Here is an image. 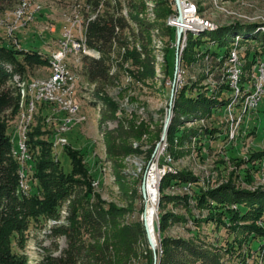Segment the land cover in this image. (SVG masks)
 <instances>
[{
  "label": "rangeland",
  "instance_id": "obj_1",
  "mask_svg": "<svg viewBox=\"0 0 264 264\" xmlns=\"http://www.w3.org/2000/svg\"><path fill=\"white\" fill-rule=\"evenodd\" d=\"M29 1L35 12L31 20L16 14L22 9V2L11 9L0 10V44L36 50L47 58L51 56V61L57 60L62 51H58V56L54 51L58 49L63 29L66 24L74 25L77 56L71 54L67 64L75 77L70 98L79 107V113L73 116L65 103L50 98L38 101L36 93L31 94L25 100L26 104L21 103L19 115L10 122L9 133L15 150L21 151L20 143L26 142L27 134L31 132L36 142L49 144L52 161L59 172L65 174L72 172L70 154L75 155L86 171L85 181L91 185V201L100 200L106 206L114 204L126 209L119 220L121 227L139 221L143 223L146 201L141 186L144 177L157 165L160 181L154 221L156 251L148 241V247L139 242L133 249L136 255L127 264H159L164 238L206 244L220 253L222 264H264L261 247L264 242L250 238L254 225L264 229V215L256 220L243 218L242 213L247 207L244 202L236 203L238 199L221 205L210 199L202 202V194L220 188L229 192L264 191V99L251 108L246 104L248 98L245 96L256 91L257 66L264 62L258 43L241 40L235 44L233 39L239 34L236 33L227 36L228 45L221 46L203 36L206 32L185 30L178 46L177 30L171 29L172 24H169L171 15L178 10L174 0L164 9L158 7L157 0H124L125 8L135 10L141 21L161 30L156 38L150 32L144 43L158 67L153 79L138 80L132 75L135 70L132 60L124 58L127 49H137L135 43L138 41L128 35L124 47L114 48L111 56L114 77L102 86V92L118 106V112L115 120L107 121L97 104L98 97L93 94L96 87L86 83L83 64L81 67L84 56L96 60L102 56L85 44L84 22L88 9H84V0ZM189 1L197 6L200 18L217 29L239 23L255 26L256 32L264 33V0ZM160 12H165L166 16L161 18ZM130 22L137 32L138 25ZM138 44L143 48L141 41ZM233 56L240 62L241 75L236 84L232 83L230 60ZM79 67L82 68L80 73ZM51 76V67H35L22 78L32 84L47 81ZM182 91H186L188 97L205 98L213 103L207 110H199L197 116L182 111L174 140L169 139V131L163 140L166 120L170 112L174 120L176 100ZM31 101L35 102L32 112L28 104ZM123 129L132 135L126 144L138 153L123 158L119 162L120 170L111 158L108 135L114 133L117 136ZM24 165L22 173L27 171V165ZM167 174L188 175L195 182L173 180L162 189ZM27 184L31 193L37 190L36 182ZM163 194L180 197L185 203L161 204ZM70 198L62 201L53 217L41 218L31 224L25 247L20 250L28 257V264H47L48 258H61L69 249L67 236L58 229L71 225L70 206L74 197ZM162 215L180 219L166 220L163 226Z\"/></svg>",
  "mask_w": 264,
  "mask_h": 264
},
{
  "label": "trees",
  "instance_id": "obj_2",
  "mask_svg": "<svg viewBox=\"0 0 264 264\" xmlns=\"http://www.w3.org/2000/svg\"><path fill=\"white\" fill-rule=\"evenodd\" d=\"M21 2L0 0V10L5 11L16 5L19 6ZM125 2L124 0H84V9H88L89 13H86L84 22L85 44L88 49L98 50L97 52L102 56L99 60L84 56L81 59V67L83 64L86 83L96 87L93 94L98 97L97 104L100 105L103 117L107 121L115 120L118 112V106L102 92V86L114 77L111 65L114 48L120 50L124 47L128 35L138 41L135 43L137 49H127L124 55L125 59L132 60L135 67L132 75L138 80L153 79L158 67L144 43L150 32H153L156 38L161 30L141 21L135 10H129L127 6L125 8ZM170 2L172 1L157 0L158 7L163 9L167 8ZM159 15L161 18L166 16L165 12H160ZM130 20L138 25L137 32ZM255 29V26L247 27L236 23L226 27L219 26L216 31H204L206 33L203 36L223 46L228 45V35L239 33L242 38L239 34L236 35L233 39L235 44L241 40L246 43L255 41L264 55V33H258ZM140 41L143 43V48L138 44ZM225 55H228V50ZM50 61L51 56L47 58L36 50L26 51L0 44V264H28V257L22 255L20 250L25 247L31 224L39 222L41 218L53 217L62 201L70 197H74L72 200L70 198L71 225L68 228L58 229L67 236L69 249L61 258H48L47 264H122L125 261L127 264V261L136 255L133 249L139 242H143L148 247L143 223L139 221L121 227L119 220L126 213L125 208H118L114 204L106 206L100 200L92 202L91 185L85 181L86 171L75 155L70 154L72 172L61 173L51 159L49 144L36 142L34 134L29 132L26 146L30 159L26 160L27 171L23 173L26 181L28 180L27 183L36 182L37 190L31 193L28 184V191L21 189L22 171L25 170V165L19 159L20 152L14 148L9 129L10 122L20 113L22 95H20L21 88L13 83L12 78L15 75L25 78L35 67H50ZM81 67L78 69L79 73ZM185 93L186 91H182L176 100L175 117L169 130V139L172 141L181 123L179 115L182 111L197 116L199 110H207L213 103L205 98L196 100L186 96ZM131 137L132 135L124 129L117 136L114 133L108 135L109 152L117 169H122L119 162L123 158L138 153L137 149L126 144ZM14 152H17V155ZM117 176L122 187V178L119 173ZM173 180L184 183L195 182L194 178L188 175L167 174L163 179L162 189ZM133 193L135 196L137 191ZM202 197V202H208L210 199L219 205L238 199L236 203L244 202L247 207L242 217L248 220H256L264 215V191L261 190L229 192L225 188H220L202 194ZM175 201L185 203L180 197L171 198L163 194L161 204ZM172 218H175V221L180 219L173 215H162L161 224L165 226L166 220ZM249 228L251 227H247ZM251 229L253 231L250 238L261 239L264 242V229L256 225ZM162 247L163 255L159 264H222L220 253L206 244L164 238ZM261 247L264 249L263 243Z\"/></svg>",
  "mask_w": 264,
  "mask_h": 264
},
{
  "label": "bare ground",
  "instance_id": "obj_3",
  "mask_svg": "<svg viewBox=\"0 0 264 264\" xmlns=\"http://www.w3.org/2000/svg\"><path fill=\"white\" fill-rule=\"evenodd\" d=\"M216 2H218L219 0H215ZM188 6L191 8L194 16L196 17V22L197 23H202L204 26H199V24H190V26H188L186 28V31H193L194 33L196 32H204V31H216L217 27L214 24H211L208 21H205L203 19L200 18V15L198 13V8L194 3H191L189 0H187ZM169 24H172V18L169 20ZM79 43V42H78ZM77 45V44H76ZM78 52V51H77ZM71 56V54H67V59ZM62 59H65V51H62L61 57L58 58L57 60H53L51 61V70H52V76L50 77L49 80L47 81H42V82H35V83H40V86H44V87H51L52 86V79H57L60 76V73L62 72ZM231 62H238V58L233 56V59L230 60ZM258 67V72L259 75L260 73L264 70V62L259 63ZM74 74H72V71L70 69V67L67 65H63V79H57V86L54 88V91H52V94H46L44 95V97L41 98V94H43V87H36L33 88L32 90V84H28L27 82H24V80L21 79V77L16 76L14 77V81L16 82V84L21 88V95H22V103L26 104L27 101H25L26 99H28L29 97H31V94L35 95V99L38 101L41 100H47V99H52L54 98V100H61V97L63 96V86H64V82H66V96H65V101L64 103L71 109L70 112L71 114H73V116L78 115V106H76L72 99L70 98V92L71 89L74 87V79L75 77L73 76ZM240 70L238 72V76H237V82L240 79ZM233 81V80H232ZM14 82V83H15ZM233 83V82H232ZM240 88H238L239 90ZM239 92V91H238ZM259 93V84L257 83L256 85V91H254L251 94H245V96H247L246 98H248L246 104L251 103L253 100L257 99V95ZM33 100V99H32ZM34 101H31L30 103H28L30 106V112H32L34 110ZM29 107V106H28ZM24 109V108H23ZM28 116V115H27ZM24 117V116H23ZM31 119V118H30ZM24 136V140H26V135L25 132L23 134ZM20 147H21V151L20 152V160H21V156H22V162L26 163L25 158H27V146H26V142L22 141L20 143ZM15 155H17V152H14ZM28 159H30L28 157ZM22 184H21V189L23 191H28V185H27V181L24 177V174H22ZM160 176L157 172V165H154L151 170L150 173L147 176V192H148V200H147V218H148V223H149V229L151 232L152 237L154 238L155 242H156V233H155V227H154V221H155V217H156V203H157V188L159 185V180Z\"/></svg>",
  "mask_w": 264,
  "mask_h": 264
},
{
  "label": "built area",
  "instance_id": "obj_4",
  "mask_svg": "<svg viewBox=\"0 0 264 264\" xmlns=\"http://www.w3.org/2000/svg\"><path fill=\"white\" fill-rule=\"evenodd\" d=\"M181 1V8H180V14H181V20L179 18V10H176L175 13L172 15V29H176L177 31L179 29H183V33L185 32L186 28L190 26V24H199V26H204L202 23L196 22V17L194 16L191 8L188 6L187 0H180ZM16 14L24 15L25 19H33L35 17L34 8H32V4L29 0H22V9L19 12H16ZM26 15V16H25ZM73 29H76L74 25L66 24L63 32L62 37L59 40L58 49L54 51L56 55L58 56V51H65V59H62V72L60 73V76L57 79H63V65H67V54H75V40L73 39ZM11 33V32H10ZM12 34V33H11ZM239 63L240 62H231L232 67V73H233V83H237V76L239 72ZM57 79H52V86L51 87H44L40 86V83H33V88L36 87H43V94H41V98L44 97L45 91L46 94H52V91H54V88L57 86ZM257 83L259 84V93L257 95V99L253 100L251 103L248 104L251 108H255L259 102L264 99V70L258 75ZM66 96V82H64L63 86V96L61 97L60 102L64 104ZM54 100V98H52ZM22 150V149H21ZM25 158V160H27ZM148 200V199H147Z\"/></svg>",
  "mask_w": 264,
  "mask_h": 264
},
{
  "label": "water",
  "instance_id": "obj_5",
  "mask_svg": "<svg viewBox=\"0 0 264 264\" xmlns=\"http://www.w3.org/2000/svg\"><path fill=\"white\" fill-rule=\"evenodd\" d=\"M175 4L177 6V9L179 10V14H180V8H181V1L180 0H174ZM180 20H181V14L179 16ZM182 35H183V29H179L177 31V45H180L181 39H182ZM173 92L171 94V100L173 99ZM173 120V115L170 112L169 116L166 120L165 123V128H164V135H163V140L166 139L167 135H168V131L170 128V125L172 123ZM141 193H142V197L144 198V200L146 201V207H145V212L143 214V225H144V229H145V233H146V238L147 241L150 245V247L152 248V250L156 251V242L154 240V238L151 235L150 229H149V223H148V218H147V199H148V192H147V175L144 177L143 182H142V186H141Z\"/></svg>",
  "mask_w": 264,
  "mask_h": 264
}]
</instances>
